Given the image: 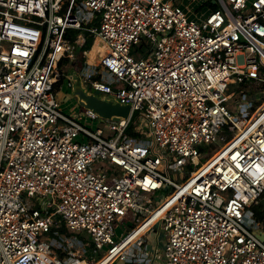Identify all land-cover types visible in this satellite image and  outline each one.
Segmentation results:
<instances>
[{"label": "built area", "instance_id": "1", "mask_svg": "<svg viewBox=\"0 0 264 264\" xmlns=\"http://www.w3.org/2000/svg\"><path fill=\"white\" fill-rule=\"evenodd\" d=\"M215 2L0 0V264H264V0ZM64 79L129 116L66 113Z\"/></svg>", "mask_w": 264, "mask_h": 264}, {"label": "rangeland", "instance_id": "2", "mask_svg": "<svg viewBox=\"0 0 264 264\" xmlns=\"http://www.w3.org/2000/svg\"><path fill=\"white\" fill-rule=\"evenodd\" d=\"M193 10L194 11H192L189 8H186V12H187L189 18H197L196 14L202 13V11H203L201 9L199 10L198 8L197 9H193ZM71 72H73L75 74V69H72L71 66H67L66 67V71H65V75L67 76ZM62 77L65 78L64 76H62ZM56 89H58V96L60 98V101H61V104H62V108L65 110L66 113H70L71 114V113L79 112L80 109H83V107L80 106V104H79V101H78L79 99L74 94L73 87L72 86H68L67 79H64V81H62V83L59 82ZM236 90L238 91V89H236ZM248 90L249 89H245V87H240V89L238 91L239 95L242 92H244V93L248 92ZM247 96L250 97L249 94ZM230 103L234 104L235 106H237V104L234 103V101L232 99H230ZM98 122H99L98 119L94 120L92 122V127H97ZM144 137L146 139L148 138V137H146V133L145 132H144ZM169 190H172V188H169ZM165 195H166V192H163L161 194V198H163ZM261 200L264 201V197ZM250 209H252V208L250 207ZM121 232H122V228L119 227L117 229V234L121 235ZM164 233H165V231L163 230V228L160 227V226H157L155 228V230L152 231L151 234H149L148 242H149L150 248H152V246H153L154 248L158 247V250L162 249V243L165 240V237H164V239H162V241H161V237H163ZM66 234L67 235H72L74 233H70V231H69V233H66ZM82 234L85 235L86 233L83 232ZM81 238L83 239V242H89L90 244L92 242L91 237H89V236H87L85 238V237H82V235H81ZM45 241L47 242L48 239H45ZM101 253H102V250H100L97 255H94V253L90 250V251L86 252V255L88 257H90V258H94V257H98V255L101 254ZM158 254H160V252H158ZM156 264H161V263L157 262Z\"/></svg>", "mask_w": 264, "mask_h": 264}, {"label": "water", "instance_id": "3", "mask_svg": "<svg viewBox=\"0 0 264 264\" xmlns=\"http://www.w3.org/2000/svg\"><path fill=\"white\" fill-rule=\"evenodd\" d=\"M73 91L79 99L78 101L81 106L90 108L103 118L117 120L121 116L128 117L130 114V105H124L117 101L100 97L98 91L87 92L80 82L74 84Z\"/></svg>", "mask_w": 264, "mask_h": 264}, {"label": "trees", "instance_id": "4", "mask_svg": "<svg viewBox=\"0 0 264 264\" xmlns=\"http://www.w3.org/2000/svg\"><path fill=\"white\" fill-rule=\"evenodd\" d=\"M219 6V4L217 2H214V0H208L206 3H204L201 6V9L205 8V7H209L211 9H216ZM75 34V32H73ZM93 35H89L87 38V43L85 45V49H89L91 47V44L93 42ZM95 43H93L92 47L90 48V51L88 52V60L92 61V59L94 57H96L98 55V53L100 52L94 45ZM73 65L75 66V68L77 69H82L83 68V63H82V55L81 53L78 54L77 59L74 61ZM67 60L63 59V61L61 62V67L63 71H66V67H67ZM72 69H74L73 67H71ZM128 133L131 135H136L135 131H134V124L133 122H131L128 126L127 129ZM264 197V193L262 195V198ZM261 198V199H262ZM259 200L257 203L252 204L251 208L252 211L254 213L255 219L257 221H260L264 224V201ZM59 229L60 232L62 233H69L68 228L65 226V224L61 223L59 227H53V230L55 229ZM71 233V232H70ZM80 236V235H79Z\"/></svg>", "mask_w": 264, "mask_h": 264}, {"label": "crops", "instance_id": "5", "mask_svg": "<svg viewBox=\"0 0 264 264\" xmlns=\"http://www.w3.org/2000/svg\"><path fill=\"white\" fill-rule=\"evenodd\" d=\"M179 3L182 4V6H184L185 8H189L191 9L192 11H194L193 9H201V6L206 3L208 0H177ZM211 8L209 7H205L201 10L202 13H199V14H196L197 18H200L201 16L205 15L206 13H208V11L210 10ZM144 230V229H143ZM143 230L139 233L141 234L143 232ZM138 235V234H137Z\"/></svg>", "mask_w": 264, "mask_h": 264}, {"label": "bare ground", "instance_id": "6", "mask_svg": "<svg viewBox=\"0 0 264 264\" xmlns=\"http://www.w3.org/2000/svg\"><path fill=\"white\" fill-rule=\"evenodd\" d=\"M95 47L99 50V51H103L104 49H103V47H102V45H100V43L98 42V40H96L95 42ZM81 106V105H80ZM83 107V106H82ZM143 230V229H142ZM141 230V231H142ZM141 231H139V233L141 232ZM138 233V234H139Z\"/></svg>", "mask_w": 264, "mask_h": 264}]
</instances>
